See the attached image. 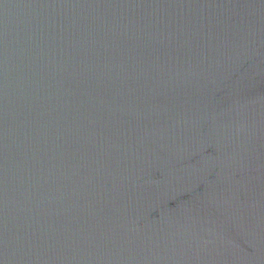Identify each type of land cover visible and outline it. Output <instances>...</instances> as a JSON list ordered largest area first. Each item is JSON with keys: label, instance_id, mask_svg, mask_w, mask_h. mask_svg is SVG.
I'll list each match as a JSON object with an SVG mask.
<instances>
[{"label": "water", "instance_id": "95a60500", "mask_svg": "<svg viewBox=\"0 0 264 264\" xmlns=\"http://www.w3.org/2000/svg\"><path fill=\"white\" fill-rule=\"evenodd\" d=\"M0 264H264V0H0Z\"/></svg>", "mask_w": 264, "mask_h": 264}]
</instances>
